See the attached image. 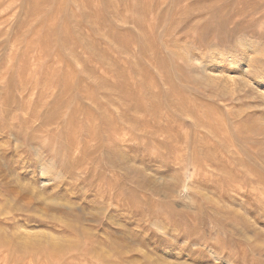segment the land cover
<instances>
[{"label": "rangeland", "instance_id": "rangeland-1", "mask_svg": "<svg viewBox=\"0 0 264 264\" xmlns=\"http://www.w3.org/2000/svg\"><path fill=\"white\" fill-rule=\"evenodd\" d=\"M0 264H264V0H0Z\"/></svg>", "mask_w": 264, "mask_h": 264}, {"label": "bare ground", "instance_id": "bare-ground-1", "mask_svg": "<svg viewBox=\"0 0 264 264\" xmlns=\"http://www.w3.org/2000/svg\"><path fill=\"white\" fill-rule=\"evenodd\" d=\"M41 159V158H40ZM48 165V164H47ZM43 168V167H42ZM44 170V169H43ZM44 172H46V171H44ZM42 173H43V171H42ZM41 172H40V174H42ZM47 173V172H46ZM250 189V188H249ZM252 189V188H251ZM249 191V190H248ZM252 192V191H251Z\"/></svg>", "mask_w": 264, "mask_h": 264}]
</instances>
